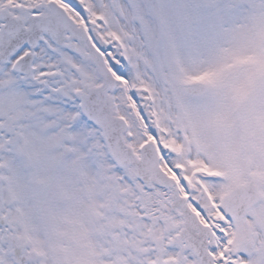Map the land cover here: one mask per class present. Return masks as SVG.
Listing matches in <instances>:
<instances>
[{"label":"snow or ice","instance_id":"1","mask_svg":"<svg viewBox=\"0 0 264 264\" xmlns=\"http://www.w3.org/2000/svg\"><path fill=\"white\" fill-rule=\"evenodd\" d=\"M0 264H264V0H0Z\"/></svg>","mask_w":264,"mask_h":264}]
</instances>
